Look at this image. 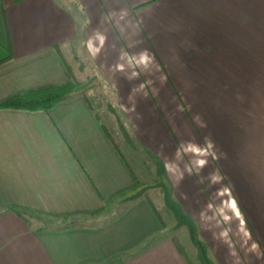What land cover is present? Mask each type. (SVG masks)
Returning a JSON list of instances; mask_svg holds the SVG:
<instances>
[{"label":"crops","instance_id":"1","mask_svg":"<svg viewBox=\"0 0 264 264\" xmlns=\"http://www.w3.org/2000/svg\"><path fill=\"white\" fill-rule=\"evenodd\" d=\"M80 39L110 73L115 120L82 94L49 111L0 108V264H200L203 250L192 259L164 237L148 198L123 204L140 190L139 153L163 143L171 160L177 135L192 152L190 206L200 168L221 208L241 216V197L264 218V0H0V104L72 81L58 47L66 56ZM160 59H183V93ZM260 224L254 215L244 233L259 241L252 264H264Z\"/></svg>","mask_w":264,"mask_h":264},{"label":"rangeland","instance_id":"2","mask_svg":"<svg viewBox=\"0 0 264 264\" xmlns=\"http://www.w3.org/2000/svg\"><path fill=\"white\" fill-rule=\"evenodd\" d=\"M64 50L76 72L78 91L90 97L102 121L110 125L108 114L113 115L111 117L115 120L114 108L115 103H117L115 101L117 95L114 94L105 79L110 73L107 75L99 59L94 63L93 59L88 58L82 39L71 45L64 46ZM160 64L162 67L160 76L165 74L168 76L170 74L178 91L183 93V59H160ZM137 65L135 66L137 67ZM160 80L159 86L155 83L156 88L166 86L163 80L167 79L162 78ZM166 97L164 96L163 98ZM160 99L162 98L160 97ZM179 103L180 101L178 100V105ZM161 114L167 124L168 117L163 109ZM117 121L120 124V121ZM114 128L113 130L116 131ZM177 142L179 153L171 160L167 157L166 146L164 145L165 148H161L163 143H160L159 147L154 148L153 152L158 156L150 157L144 152L139 153V155L137 153L140 165L136 167V170L138 172L137 179L140 190L126 198L123 204H130L141 197L152 199L164 220L165 226H167L164 237L173 238L172 240L176 242V246L186 249L188 254L192 255V259L196 258L197 252L195 253V250H203L200 264H252V261L257 259L258 256L251 253V247L255 242L259 241L249 240L244 237V233L254 219V215L259 223H263L260 226L264 225L263 215L251 206L252 202L243 200L241 197L238 198L241 205L239 207L241 216H236L234 211L227 208L226 205L221 208V202H217L215 199L211 178L202 176V172L204 173L205 171H201L200 168L197 169L196 167L194 171L197 169L199 176L197 179L201 183L203 194H200L199 204L196 208L193 204L190 206L189 196H185L189 193L191 185L189 179L184 177L182 169L185 167L187 159L191 158L190 154L192 152L189 149L188 151L185 149L179 135H177ZM135 164L137 166V163ZM140 166H142V169ZM227 185L225 184L226 188ZM231 188L233 189V187ZM232 189H229V193L225 196L227 200L230 196L232 197L236 194L235 190L233 191ZM209 204L213 205L214 211L208 210ZM202 213H207V216H214L215 218L209 220L202 217ZM225 217L227 219H224ZM100 219L105 218L103 215L101 217H71L61 221L73 225H82L98 223ZM61 221L43 220L41 223L43 225L56 226L61 224ZM218 221L219 225L217 224ZM224 230H228L231 245L220 237V233ZM260 242L263 244L264 240ZM231 249L236 250L237 256H232ZM214 250L216 256L213 255ZM237 260L239 262H236Z\"/></svg>","mask_w":264,"mask_h":264},{"label":"trees","instance_id":"3","mask_svg":"<svg viewBox=\"0 0 264 264\" xmlns=\"http://www.w3.org/2000/svg\"><path fill=\"white\" fill-rule=\"evenodd\" d=\"M60 54L62 56V59L64 60L67 69L71 73L73 79L70 82H67L65 84L61 85H54L49 87L40 88L37 90H32L23 94L15 95L13 97H10L6 101L2 102L0 104V108L3 109H15V110H28V111H49L56 103L61 101H66L69 99H72L80 94L84 95L86 99H88L87 95L85 93H81L78 91L77 87V77L75 75V71L66 58V56L63 54L61 49L58 47ZM12 58V53L10 51L8 59ZM89 101V100H88ZM106 134L108 137L112 140L114 146L118 150V152L121 154V156L124 158L120 144L114 137V135L110 132V130L104 125L103 126ZM151 206L153 207L154 211L160 218L162 225L164 226V220L157 209L155 203L152 199L147 197Z\"/></svg>","mask_w":264,"mask_h":264},{"label":"clouds","instance_id":"4","mask_svg":"<svg viewBox=\"0 0 264 264\" xmlns=\"http://www.w3.org/2000/svg\"><path fill=\"white\" fill-rule=\"evenodd\" d=\"M93 51H96V49H93ZM208 210L209 211H214L213 209V205L209 204L208 205ZM202 217H205L209 220L214 219L215 217H209L207 216V213H202ZM224 219H227V217H225ZM217 224L219 225V221L217 222ZM245 235H247V233H245ZM220 237L223 238L225 240V242L229 243L231 245V241L229 240V235H228V230H224L220 233ZM258 247V245L253 244L252 245V250H255ZM235 255V253H233Z\"/></svg>","mask_w":264,"mask_h":264}]
</instances>
